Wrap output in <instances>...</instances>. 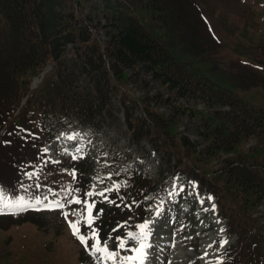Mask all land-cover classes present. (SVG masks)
Listing matches in <instances>:
<instances>
[{
  "label": "trees",
  "instance_id": "trees-1",
  "mask_svg": "<svg viewBox=\"0 0 264 264\" xmlns=\"http://www.w3.org/2000/svg\"><path fill=\"white\" fill-rule=\"evenodd\" d=\"M89 2L0 0V125L10 119L12 122L15 108L28 92L17 115L20 119H25L27 110L39 108L43 121L48 120L47 112L53 111L98 125L105 111L113 115L111 98L117 94L126 107L133 133H157L170 156L176 155L177 163L171 164L169 157L168 166L197 173L219 196L224 214L239 235L229 251L232 259L226 264H264V225L252 216L264 198V110L176 60L170 46L148 30L134 8L139 6L144 14L155 9L154 14L163 18L171 36L181 31L171 24L178 14L176 0H103L97 5L103 11L93 5L86 12ZM92 11L100 14L95 23L91 22ZM70 42L73 45L68 47ZM46 61L53 62L54 70L35 90H29L28 78ZM149 79L157 80L164 90H153ZM130 83L145 90L138 94ZM191 100L203 102L205 107L190 105ZM128 101L152 115L147 119L136 116ZM160 105L168 107L167 111L158 110ZM222 105L229 109L220 108ZM185 118L202 138L199 149L178 131ZM251 135L257 143L246 148L244 143ZM215 158L218 165L212 167ZM157 186V181L142 174L133 177L124 189L125 196L133 199L130 208H109L107 223L137 214L140 199ZM253 224L257 232L252 231Z\"/></svg>",
  "mask_w": 264,
  "mask_h": 264
},
{
  "label": "rangeland",
  "instance_id": "rangeland-1",
  "mask_svg": "<svg viewBox=\"0 0 264 264\" xmlns=\"http://www.w3.org/2000/svg\"><path fill=\"white\" fill-rule=\"evenodd\" d=\"M197 1L205 7L209 25L207 34L210 35L211 39L207 40L200 37V51H192L187 47L192 40L185 41V44L180 41L179 43L170 44L171 53L177 60L185 61L188 67L201 72L216 84L232 89L246 102L264 110V0ZM102 2L103 0H91L85 6V9H90L93 5L96 8ZM176 2L178 11L181 13H179V18H183L181 22L180 19L173 16V23L181 29L190 26L193 31V33H185V37L188 39L191 36H200L201 33L207 36L200 12H197L187 0H176ZM97 7L100 11H103L100 6ZM90 14L92 15L91 22H97L99 12L93 11ZM150 16L151 14L147 13L144 17L150 19ZM153 19L156 20V18ZM150 26L152 33L157 37L160 36L162 30H157V25ZM100 33L103 38L106 37L103 28L100 29ZM177 39L179 40L178 36ZM161 40L165 41L166 37ZM68 55H70L69 51ZM50 67L49 64L47 68ZM141 73L145 77H149L144 71H141ZM38 81H35L34 85ZM148 81V86L153 90H164V87L157 80L149 79ZM130 84L134 86L138 93H143L145 90L144 88H138L135 83ZM112 100L114 109L120 117L119 121L107 123L101 128L95 129L78 123L76 120H71L61 129L62 132L60 131L61 134L56 140L45 143V148L48 149L47 153L54 162H61L66 156L90 158L86 161L88 164H92L90 188L94 193L103 191L107 183H110L111 186L116 184L117 181L114 180V177L118 173V169L125 170L135 165L139 166L140 161L145 171L151 175H157L159 163L162 160L161 155L152 148L147 138H144L138 144L129 141L126 112L116 95L113 96ZM181 101L186 103L185 99H181ZM192 102L193 100L189 103ZM151 104H154V102H151ZM197 106L204 108L205 104L198 102ZM166 108L165 105H161L162 110ZM223 109H227V106H224ZM136 112L139 113V110L136 109ZM185 121L184 124H181L180 130L189 135L191 140H198L201 147L202 138L195 131L193 123L187 118ZM70 136L74 138L69 139ZM250 144H256V140L250 138L245 147ZM6 147H0V160L18 162L19 160L16 161L15 159L20 150L15 147ZM112 147L117 150L118 156L112 154ZM146 150L150 151L149 155L146 154ZM143 155L145 157H142ZM0 165V167L5 166L4 164ZM21 165V162L18 163V166ZM70 171L71 168H69ZM14 174L18 176V173ZM68 179L71 180V177L69 176ZM71 184V181H68L65 188ZM174 184L175 191L173 190ZM183 186L187 189V195L183 197V212L194 211L196 219H198L197 231L200 236L198 249H194L195 243L192 239L185 237L190 232L194 233V230L191 228L183 229L179 226V218L171 216L163 220L164 230L162 233L160 232V236L165 235L156 240V243L160 244L158 249L163 251L160 259L158 261L151 259L150 245L145 249L146 256L143 264L184 263L191 256H197L198 254L200 255V264H222L224 259L222 251L230 242L235 240L236 235L230 237L227 233V219L220 216L215 197L203 191L198 182H194L185 174L180 173L168 179V192L174 196L181 192ZM72 192L73 188L71 187L70 194ZM51 193H55V190ZM5 196L7 197L6 190ZM93 196L104 199L99 195ZM50 199H61L66 203L65 198L60 195L56 198L48 197V200ZM213 205H215L214 209ZM263 207L264 204L260 208ZM156 209L153 216L148 220L151 222L149 224L150 231L153 230L154 225L159 223L161 216L155 215ZM23 211L16 214L19 215ZM64 211L69 212L67 208H64L55 212L28 214L22 220V216H16L18 218H13L14 221L13 219H7L6 216H0V264H54L57 259V251L63 255H71V263H77L80 258L77 252L81 249V243L72 234L68 219L66 220L62 214ZM70 215L69 213L68 217ZM72 221H75V219L73 218ZM24 235H27L28 238ZM225 240L227 243L222 244L221 242ZM134 242L135 245H139L138 241ZM105 243L110 248L109 250L113 251L111 240ZM146 243L148 245L152 244L149 236ZM8 254L11 256H6ZM103 261L110 262L111 260L101 259L99 253H91L90 263L85 261L83 263L79 262V264H102ZM115 261L118 264L119 258L117 257ZM131 264H139V262L133 261Z\"/></svg>",
  "mask_w": 264,
  "mask_h": 264
},
{
  "label": "snow or ice",
  "instance_id": "snow-or-ice-1",
  "mask_svg": "<svg viewBox=\"0 0 264 264\" xmlns=\"http://www.w3.org/2000/svg\"><path fill=\"white\" fill-rule=\"evenodd\" d=\"M74 137H69V139H73ZM44 152H47L48 149H44ZM79 151V149H77ZM72 159H77L76 156H72ZM55 163H59L56 161ZM29 178H32L35 174L34 173H25ZM71 175L73 178H75V170L72 171ZM36 188H40L41 185L37 184L35 185ZM120 185L113 184L111 188H105L103 191L94 193L92 191L86 192L85 196H93V195H99L103 197L105 200L108 199L107 196H105V192L118 190ZM173 190L175 191V184L173 185ZM182 190V189H181ZM78 191V190H77ZM52 190L49 189V193H51ZM64 197L66 198L70 192L71 187H67L62 190ZM53 195H59L58 193H52ZM172 193H170L171 195ZM211 199V197H209ZM47 201V202H45ZM114 203V202H113ZM67 205H81L80 209H76L75 213L77 215V219L75 221L68 220L69 227L72 231V234L79 240V242L84 245L86 250H89V239L94 241V243L91 244V253H99L101 259L105 260H112L115 261L117 259V253L115 251H110L107 244L105 243L103 246L101 245V240L99 238L98 230L93 227L94 221L96 217L93 216V210L95 209V201L89 202L88 200H81L79 197L73 196L71 199H67L66 203L64 200L61 199H55V200H48V195L45 194L43 197L40 195H36L32 197L31 199H25V197H16L14 199H9L5 196L2 190H0V214H16L19 211L27 210V209H34L37 211L44 210V209H64ZM215 208V205H213V209ZM163 210V200H161L160 205L157 206L155 215L160 216ZM102 211V210H101ZM207 211V209H206ZM63 216L65 219H68L69 212L64 211ZM81 221L87 225L89 228V235H82L80 232L79 225L81 224ZM150 221H144L143 223L138 224L136 227L139 229L138 232H128L127 238L138 241L139 246L134 247L131 249L132 252L135 253V255L132 256H125L122 257V261L128 262V264H131L133 261H138L139 264H143L144 258L146 256L145 249L150 247L146 243L148 236L150 235L149 230V224ZM115 231V229L113 230ZM223 231V230H221ZM118 241V248L124 249L126 247L127 240L122 237L116 238ZM222 244L227 243V241H222Z\"/></svg>",
  "mask_w": 264,
  "mask_h": 264
},
{
  "label": "bare ground",
  "instance_id": "bare-ground-1",
  "mask_svg": "<svg viewBox=\"0 0 264 264\" xmlns=\"http://www.w3.org/2000/svg\"><path fill=\"white\" fill-rule=\"evenodd\" d=\"M0 188H1V185H0Z\"/></svg>",
  "mask_w": 264,
  "mask_h": 264
}]
</instances>
